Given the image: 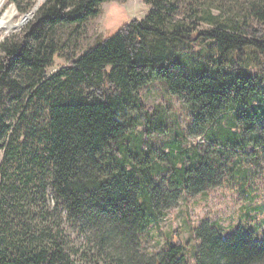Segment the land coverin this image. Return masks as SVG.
<instances>
[{
    "label": "trees",
    "instance_id": "trees-1",
    "mask_svg": "<svg viewBox=\"0 0 264 264\" xmlns=\"http://www.w3.org/2000/svg\"><path fill=\"white\" fill-rule=\"evenodd\" d=\"M38 1L8 5L25 15ZM109 1L43 0L21 34L0 43V264H79L86 255L62 217L97 235L94 264H184L173 244L145 259L140 236L179 195L214 188L224 152L264 151V0H146L143 20L47 76L57 32ZM151 82L191 109L190 135L215 147L212 161L189 156L179 136L166 153L155 147L164 122L140 97ZM193 233L194 264H264V237L253 231L223 235L206 221ZM115 241L116 259L107 253Z\"/></svg>",
    "mask_w": 264,
    "mask_h": 264
},
{
    "label": "rangeland",
    "instance_id": "rangeland-1",
    "mask_svg": "<svg viewBox=\"0 0 264 264\" xmlns=\"http://www.w3.org/2000/svg\"><path fill=\"white\" fill-rule=\"evenodd\" d=\"M42 2L43 0L38 1L35 10ZM11 6L13 5H8L7 1V8ZM13 8L18 19L26 15H19L16 8ZM149 10L146 0H112L101 4L99 14L83 26L59 30L56 40L59 54L46 69L47 76L68 66L131 20H143ZM23 29L10 36L20 35ZM194 50L199 51L200 48L195 47ZM140 97L146 110L160 115L164 122L160 129L163 133L155 132L152 137L157 149L166 153V144L179 136L183 147L189 150V156L197 155L205 160H213L215 147L203 135H190L193 113L188 106L169 96L166 88L158 82H151L142 88ZM230 116L222 121L225 129ZM9 119L12 124L15 122L13 117ZM263 134L264 132L259 133L264 139ZM1 159L0 153V162ZM220 164L223 168L218 169L214 176V188L197 195H179L178 200L163 213L159 224L140 236L138 252L141 256L154 260L173 244L183 248L184 264H194L198 241L193 232L206 221L217 226L223 235L245 228L255 232L258 239L264 237V151H255L249 144L244 153L224 152ZM48 196L51 201L50 190ZM60 225L70 244L86 255L79 264H94L99 245L93 230L90 228L81 234L78 226L68 223L64 217L60 219ZM121 248L119 241H115L108 245L107 253L110 252L116 259L122 252Z\"/></svg>",
    "mask_w": 264,
    "mask_h": 264
},
{
    "label": "bare ground",
    "instance_id": "bare-ground-1",
    "mask_svg": "<svg viewBox=\"0 0 264 264\" xmlns=\"http://www.w3.org/2000/svg\"><path fill=\"white\" fill-rule=\"evenodd\" d=\"M8 0H0V43L7 37L20 32L33 17L35 8L18 19L13 6L7 8Z\"/></svg>",
    "mask_w": 264,
    "mask_h": 264
}]
</instances>
